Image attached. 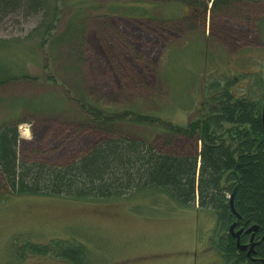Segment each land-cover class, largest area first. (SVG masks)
<instances>
[{"label":"rangeland","instance_id":"374dc122","mask_svg":"<svg viewBox=\"0 0 264 264\" xmlns=\"http://www.w3.org/2000/svg\"><path fill=\"white\" fill-rule=\"evenodd\" d=\"M194 1L50 0L58 8L50 38L42 15L16 11L0 21V64L31 77L0 87V127L18 126L20 158L63 165L105 140L82 101L155 114L158 129L126 131L160 152L198 155L197 135L170 129L206 113L218 93L211 83L264 91V0H236L225 11ZM217 234L216 216L198 203L181 207L159 192L98 202L11 196L0 172V264H70L17 259L26 242L55 240L83 245L91 264H225L212 247Z\"/></svg>","mask_w":264,"mask_h":264},{"label":"trees","instance_id":"16d2710c","mask_svg":"<svg viewBox=\"0 0 264 264\" xmlns=\"http://www.w3.org/2000/svg\"><path fill=\"white\" fill-rule=\"evenodd\" d=\"M167 1L195 5L194 0ZM235 1L212 0V9L225 11ZM16 11L42 15L44 34L52 35L58 8L52 7L50 0H0V21ZM8 68L0 64V87L10 80L31 79L26 74L9 73ZM233 82L211 83L208 90L218 93L204 105L206 113L186 127H171L176 133L198 136L201 149L195 156L160 152L145 137L126 131L158 129L163 121L155 114L133 109L104 112L85 101L79 107L106 139L67 164L23 161L18 126L4 125L0 127V172L5 186L11 196L98 202L159 192L181 207L198 203L200 209L216 216L218 234L212 247L225 264H264V91L253 96L236 94ZM235 222V232L243 228L241 244L249 243L252 234L259 242L252 258L238 249L237 239L229 231ZM251 226L258 230L247 234ZM26 255H52L70 264H91L85 247L69 241L55 240L47 245L26 242L16 256L21 261Z\"/></svg>","mask_w":264,"mask_h":264},{"label":"water","instance_id":"95a60500","mask_svg":"<svg viewBox=\"0 0 264 264\" xmlns=\"http://www.w3.org/2000/svg\"><path fill=\"white\" fill-rule=\"evenodd\" d=\"M263 118H264V116H263ZM230 205H231L232 212L234 214H236V212L234 210V207H233L232 200L230 202ZM238 219H240L239 216H238ZM237 224H238V222H235L234 224H232L230 226L229 231L232 234V236L237 239V247H238V249L241 250V251H247V257L248 258H252V255L254 254V247L259 242L254 241V235L252 234L249 244H241V242H240V235L243 232V228L240 229L239 231L235 232V228H236ZM257 230H258V227L257 226H251L249 229L246 230V233L247 234L254 233Z\"/></svg>","mask_w":264,"mask_h":264}]
</instances>
